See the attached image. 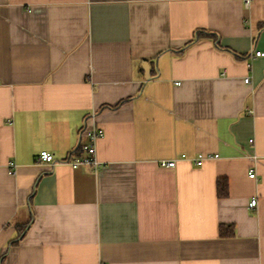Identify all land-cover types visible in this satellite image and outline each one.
<instances>
[{
	"label": "crops",
	"instance_id": "0c3cea01",
	"mask_svg": "<svg viewBox=\"0 0 264 264\" xmlns=\"http://www.w3.org/2000/svg\"><path fill=\"white\" fill-rule=\"evenodd\" d=\"M249 1L0 0V264H264V0ZM197 29L223 48L186 45ZM85 126L102 130L97 169L65 162Z\"/></svg>",
	"mask_w": 264,
	"mask_h": 264
},
{
	"label": "built area",
	"instance_id": "2783aa9c",
	"mask_svg": "<svg viewBox=\"0 0 264 264\" xmlns=\"http://www.w3.org/2000/svg\"><path fill=\"white\" fill-rule=\"evenodd\" d=\"M245 2V7H249L250 1L249 0H244ZM264 53L261 51H256L255 56H260L263 55ZM246 82L249 81V78L245 79ZM83 135H85V137L88 138V141L86 143H84V145L81 146L82 152L81 154H75L70 156V158L65 161L67 162L69 165H71V167L74 168H78L79 166H90L94 169H97L99 167V162L97 160V152H96V142L98 141L99 136L102 134V130L101 129H97L95 127H91V126H85L82 132ZM217 155V154H215ZM207 157H211V155H205L203 153H201L198 158H196V163L197 164H201V161ZM39 163H50V164H54L55 163V158L54 155L46 150H42L40 151V157L38 159ZM161 164L163 166L172 168L174 166H176V161L174 159L170 160V161H162ZM249 176L255 178L256 177V173L254 169H250L248 172ZM249 205L251 207L256 206V200L252 199L249 202Z\"/></svg>",
	"mask_w": 264,
	"mask_h": 264
},
{
	"label": "trees",
	"instance_id": "16d2710c",
	"mask_svg": "<svg viewBox=\"0 0 264 264\" xmlns=\"http://www.w3.org/2000/svg\"><path fill=\"white\" fill-rule=\"evenodd\" d=\"M202 38H208L210 40H213V42L215 43L216 46H218L220 48H223V46H221V36H220V34L218 32H216V31H209V30H206V29H197L195 31L194 37L191 40H189L186 45L194 43V42H197V40L202 39ZM227 188H228L227 180L226 179H219L218 182H217V192H218L219 196H222V197L227 196L228 195ZM30 222L31 221H29L28 224ZM28 224L20 231V234L24 230L27 229ZM223 227L224 226H220V234L221 235H223ZM23 235L24 234H22V236H20V238L23 237ZM14 243H17V241L14 240L13 244Z\"/></svg>",
	"mask_w": 264,
	"mask_h": 264
},
{
	"label": "water",
	"instance_id": "95a60500",
	"mask_svg": "<svg viewBox=\"0 0 264 264\" xmlns=\"http://www.w3.org/2000/svg\"><path fill=\"white\" fill-rule=\"evenodd\" d=\"M143 69L145 70L146 76H149V75H147V73L149 71V64L148 63H146V62L144 63Z\"/></svg>",
	"mask_w": 264,
	"mask_h": 264
}]
</instances>
